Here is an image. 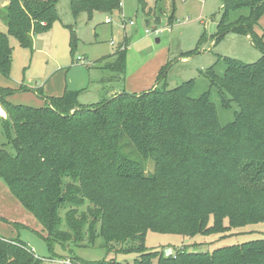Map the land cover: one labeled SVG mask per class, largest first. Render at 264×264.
I'll use <instances>...</instances> for the list:
<instances>
[{
    "label": "trees",
    "instance_id": "1",
    "mask_svg": "<svg viewBox=\"0 0 264 264\" xmlns=\"http://www.w3.org/2000/svg\"><path fill=\"white\" fill-rule=\"evenodd\" d=\"M6 1L0 75L10 78L9 37L32 47L33 35L49 31L59 16L57 0ZM138 1L146 7L145 0ZM171 1L174 10L176 0ZM222 1L215 44L231 33L244 35L262 56L249 64L224 58L222 75L214 67L205 72L211 89L200 96L194 95V80L175 89L124 91L92 105L79 103V91L50 97L23 85L0 87L7 114L1 118L0 180L41 223L52 252L56 244L93 247L101 239L106 250L120 244L117 254H137L132 264H264V238L171 256L145 245L150 231L227 238L264 222V36L255 31L264 0ZM162 2L156 0V7ZM70 5L76 18L82 13L92 18L120 10L122 0H70ZM76 39L72 30L71 47ZM126 54L120 48L115 69L125 70ZM213 87L225 111L237 106L227 124L213 100ZM19 92L35 93L44 106L13 104L10 98ZM148 159L154 161L152 173L146 171ZM0 264L42 261L26 242L0 235Z\"/></svg>",
    "mask_w": 264,
    "mask_h": 264
},
{
    "label": "rangeland",
    "instance_id": "2",
    "mask_svg": "<svg viewBox=\"0 0 264 264\" xmlns=\"http://www.w3.org/2000/svg\"><path fill=\"white\" fill-rule=\"evenodd\" d=\"M162 1L160 6L156 7V0H145V7L140 5L138 0H122L119 12H97L92 18L82 13L76 18L70 0H57L56 9L60 21L49 31L33 36L32 47L23 48L14 36L9 37L12 48L11 75L10 78L0 75V87L17 89L24 85L34 91L43 89L52 78V83H62L68 91H79L78 100L81 104L92 105L112 97L113 90L123 87L125 78L134 79L142 66L150 61L153 65L162 61V68L168 65L166 76L159 84L155 82L151 89L163 86L175 89L194 80V95L200 96L211 89L205 72L214 67L216 72L222 75L226 69L224 58L248 64L261 58L262 53L244 35L231 33L215 44L212 36L216 33L217 22L223 13L222 0H176L174 10L171 0ZM4 2L5 0H0V31L6 33L7 26L1 14ZM160 7H163V10L160 11ZM172 12L173 23L169 25ZM108 18L112 20L110 23L107 22ZM130 21H134V26L129 24ZM259 24L260 28L264 29V14ZM69 27L76 34L74 47H71L72 30ZM146 30L150 33H146ZM156 30L161 32L157 34ZM258 35L263 37L264 33L259 32ZM157 39L160 41L157 42ZM120 48L127 49L124 71L113 66ZM191 52L197 53L184 57ZM58 88L57 85L48 84L44 89L46 93L52 94V91ZM127 92L136 90L128 89ZM212 97L222 123L231 122L237 106L233 104L230 110L225 111L214 87ZM41 102L35 94L26 92L15 97L13 103H32L34 106ZM4 141L0 123V146ZM154 167V161L148 159L147 173L154 172ZM23 212L18 215L21 219L18 221L29 226L21 224L23 227L16 228L0 221V235L9 239L19 238L28 243L42 264H84L103 260L132 264L138 257L133 253L117 254L121 248L120 244L106 250L101 239L93 247L63 248L56 244L52 252L45 241L47 233L41 231V223L27 211ZM263 238L264 222L238 229L235 235L227 238L200 234L189 237L150 231L146 236L145 245L149 251H160L166 256H171L181 250L213 252L220 247ZM129 247L131 245L128 244L125 249Z\"/></svg>",
    "mask_w": 264,
    "mask_h": 264
},
{
    "label": "crops",
    "instance_id": "3",
    "mask_svg": "<svg viewBox=\"0 0 264 264\" xmlns=\"http://www.w3.org/2000/svg\"><path fill=\"white\" fill-rule=\"evenodd\" d=\"M7 4H8V2L5 0V2L3 3L2 7L6 6ZM116 12H119V11H116ZM256 32L258 34H259V32L261 34L264 33V29L260 28V24L258 25V27H256ZM35 35H33V36H35ZM185 60H187V59H184V61ZM162 63L163 62L161 61V63H158L157 65H153L152 61H150L146 65L142 66L140 71H138L139 74L137 76L135 75L134 79H132L133 77L129 78V79L125 78L124 82H123V84H124L123 87L116 88V89L113 90L112 97L115 96V95H118V94H122L124 91L127 92L128 89H129V91L130 90H136V92H130V93H142L144 91H147V90L151 89V87L155 84V82L157 80L159 71L162 68V66H161ZM146 70H148V71L145 72ZM48 84L51 85V86L57 85L59 88L56 91H52L51 90L53 92L52 94L49 93V92L46 93L44 88H46V86ZM9 88H11V87H9ZM17 89H19V88H17ZM42 91H43L44 95H46V96L59 97V96H62L65 91H68V90H67V87H65L64 84H62V83H60V84L58 82H53L52 83V78H51V79L48 80L46 85L43 87ZM20 93H26V92L17 93L16 95H14V96H12L10 98V101L13 103L15 97H18V95ZM28 93H33V92H28ZM33 94H35V93H33ZM112 97H110V98H112ZM31 104H26V105L33 106ZM23 105H25V104H23ZM43 106H44V102L42 101L39 105L34 104L33 107L40 108V107H43ZM1 118H4V119L7 118V114H6L5 110L3 109V107L0 105V123H1ZM2 183H4V182L0 181V218L8 220L11 223H19V224H22L25 227H28L29 225L21 223V222L18 221V220H21V219L18 218V215L19 214H23L24 213L23 211L24 210L27 211V210L21 205L19 200L12 195V193L10 192L9 188L5 185V183H4L5 186H3ZM28 213H30V212H28ZM43 230H44V228L42 226L41 231H43ZM5 238H7V237H5Z\"/></svg>",
    "mask_w": 264,
    "mask_h": 264
},
{
    "label": "built area",
    "instance_id": "4",
    "mask_svg": "<svg viewBox=\"0 0 264 264\" xmlns=\"http://www.w3.org/2000/svg\"><path fill=\"white\" fill-rule=\"evenodd\" d=\"M107 22L109 23V22H111V20L108 19ZM129 24H130L131 26H134L135 23H134V21H130ZM155 32L158 34V33H160L161 31L156 30ZM146 33H150L149 30H146ZM79 60H81V59H79Z\"/></svg>",
    "mask_w": 264,
    "mask_h": 264
},
{
    "label": "water",
    "instance_id": "5",
    "mask_svg": "<svg viewBox=\"0 0 264 264\" xmlns=\"http://www.w3.org/2000/svg\"><path fill=\"white\" fill-rule=\"evenodd\" d=\"M160 40L159 39H157V42H159Z\"/></svg>",
    "mask_w": 264,
    "mask_h": 264
}]
</instances>
